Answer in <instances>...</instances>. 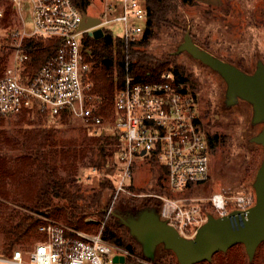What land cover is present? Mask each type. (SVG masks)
Here are the masks:
<instances>
[{"label": "built area", "instance_id": "2783aa9c", "mask_svg": "<svg viewBox=\"0 0 264 264\" xmlns=\"http://www.w3.org/2000/svg\"><path fill=\"white\" fill-rule=\"evenodd\" d=\"M24 4L28 18L22 13ZM82 15L73 0H0V23L6 21L3 41L11 55L0 75V117L22 112L56 119L68 116L80 121L90 136L113 134L120 142L114 162V199L129 192L135 162L154 163L169 193L159 197L160 218L186 239L194 237L208 214L221 217L252 207V190L192 196L210 180L211 165L197 97L188 84L176 83L169 70L149 79L130 68L127 50L145 33L147 0H100L93 16L98 24L83 30ZM97 29L120 40L126 53L109 124L99 113L100 99L90 80V52L84 44V37H92ZM32 39H56L58 47L31 73L26 42ZM38 231L43 240L32 250H15L10 257H0V264H121L113 258L125 261L130 255L128 249L104 239L101 231L88 233L52 221Z\"/></svg>", "mask_w": 264, "mask_h": 264}, {"label": "rangeland", "instance_id": "374dc122", "mask_svg": "<svg viewBox=\"0 0 264 264\" xmlns=\"http://www.w3.org/2000/svg\"><path fill=\"white\" fill-rule=\"evenodd\" d=\"M172 1L176 11L169 18L173 23L159 30L155 29L154 36L148 40L144 51L156 59L166 58L171 61V66L177 65L180 68L188 78L191 92L197 97L204 132L222 138L215 148L210 150V180L196 188L192 196L205 198L216 192L252 190L257 169L264 155V148L254 143L252 138L260 132L263 123L253 121V106L250 103L237 97L233 102L228 100L227 86L219 73L186 52L177 53V49L187 34L200 49L236 66L246 74H254L258 63L264 65V0ZM99 8L100 0H90L86 17L96 16ZM22 13L28 18L27 4H24ZM5 26L6 24L0 23V57H4L1 72L11 63L10 52L3 41L2 33ZM61 118L47 117L38 112L0 117L2 166L5 167L6 162L7 168L13 171L18 163L20 152L8 142L18 131L53 130L56 131L58 140L73 141L77 144L92 137L88 135L80 121L68 117L66 124H62ZM103 118L106 124L110 123V117L103 116ZM106 135L114 136L109 132ZM88 156L85 158V164L79 167L78 171L79 193L84 198H92L93 194H96L98 206L87 208L89 214L84 216L83 223L87 225L88 230L84 232L101 231L102 234L106 225L109 223L113 225L122 241L132 248L123 264H172L173 262L178 264L173 252L166 249L163 244L155 247L150 258L145 257L142 244L122 223V220L136 218L140 212L158 206L160 196H169L161 170L154 163L135 162L131 179L128 180L131 183L129 192L119 193L114 199L116 155L112 156L113 158L107 157L106 164L102 168L87 165ZM19 183V177L12 176L5 178L0 183V187L11 194L23 185ZM89 198L85 202L78 203L88 206L91 204ZM202 201L205 203L206 200ZM7 204L12 208H19L12 202ZM40 219L39 227L51 221L67 226L58 219L42 217ZM38 233L41 236L39 241L15 245L12 251L21 250L26 253L32 250L35 244L43 240V234L39 231ZM236 245L245 254L247 262H254L259 251L264 254V242L259 244L251 260L248 259L243 245ZM8 255L0 251V257H9ZM213 258L206 262L213 264Z\"/></svg>", "mask_w": 264, "mask_h": 264}, {"label": "trees", "instance_id": "16d2710c", "mask_svg": "<svg viewBox=\"0 0 264 264\" xmlns=\"http://www.w3.org/2000/svg\"><path fill=\"white\" fill-rule=\"evenodd\" d=\"M73 2L82 14H86L90 0H73ZM175 11L176 7L172 0H147L148 21L145 33L140 40L130 43L127 50L133 74L156 79L162 71L169 70L174 74L176 83L188 84V78L177 65L171 66L170 60L156 59L144 51V46L154 36L155 29L159 30L173 23L169 16ZM2 24H6V21ZM84 44L90 52V80L93 93L100 99L99 113L104 117H110L112 121L114 92L123 76L126 54L123 49L124 45L106 31L99 39L86 35ZM26 46L32 57L29 66L32 73L56 51L58 41L56 39H32L26 42ZM3 58L0 57V72ZM194 94L193 96L196 97ZM67 118V116H62L61 123L66 124ZM205 135L210 150L222 140L218 135H210L206 132ZM8 142L19 150L20 154L13 171L7 168L6 162L3 167V161L0 160V183L5 178L18 176L19 185L22 183L23 185L11 194L0 187V251L3 254H9L10 257L15 245L39 241L41 236L37 229L41 224V217L58 219L72 228L88 230L83 219L89 214L88 207L98 206V196L93 194L92 198L87 197L91 200L88 206L78 203L87 200L79 193V167L85 164V158L89 155L86 164L102 168L106 164V158L114 157L119 150V139L115 136L100 134L77 144L73 141L58 140L56 131L37 129L26 132L18 131ZM7 202H12L19 208H12ZM102 236L128 249L129 252L132 251L131 246L122 241L115 227L110 223L104 227ZM212 257H214L213 264H253L254 262L262 264L264 262L262 251L256 255L254 262H247L245 254L238 245L231 247L224 254L215 253ZM198 264L210 263L203 261Z\"/></svg>", "mask_w": 264, "mask_h": 264}, {"label": "water", "instance_id": "95a60500", "mask_svg": "<svg viewBox=\"0 0 264 264\" xmlns=\"http://www.w3.org/2000/svg\"><path fill=\"white\" fill-rule=\"evenodd\" d=\"M82 15L80 29L98 24V19ZM85 17L87 19H85ZM94 39L103 36L99 29L90 33ZM186 52L221 75L226 83V97L230 102L240 98L253 106V121L262 122L260 132L252 138L264 148V65L257 64L254 74H246L236 66L214 57L200 49L186 34L177 53ZM143 154V152H142ZM252 191L255 203L247 211L233 210L225 216L208 214L207 220L191 239H186L160 218L158 206L140 212L136 218L122 220L139 243L143 254L150 258L156 246L172 251L178 264H197L210 261L218 252H226L236 244H242L249 260L264 242V155L257 169ZM114 263H124L123 257H114Z\"/></svg>", "mask_w": 264, "mask_h": 264}]
</instances>
